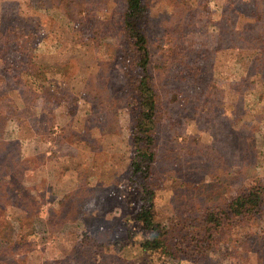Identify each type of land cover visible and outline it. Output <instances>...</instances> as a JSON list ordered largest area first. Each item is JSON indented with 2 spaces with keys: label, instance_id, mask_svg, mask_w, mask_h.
<instances>
[{
  "label": "rangeland",
  "instance_id": "1",
  "mask_svg": "<svg viewBox=\"0 0 264 264\" xmlns=\"http://www.w3.org/2000/svg\"><path fill=\"white\" fill-rule=\"evenodd\" d=\"M145 1L159 100L146 180L132 169L139 71L120 59L125 0H0V264H264V210H225L264 190V78H248L253 43L237 22L254 2ZM28 54L46 76L30 86L16 71L1 87ZM145 182L159 249L141 247Z\"/></svg>",
  "mask_w": 264,
  "mask_h": 264
},
{
  "label": "trees",
  "instance_id": "2",
  "mask_svg": "<svg viewBox=\"0 0 264 264\" xmlns=\"http://www.w3.org/2000/svg\"><path fill=\"white\" fill-rule=\"evenodd\" d=\"M251 2H254V4L249 5V14L243 13L242 17H244V19L237 20V22L242 24L243 20H247L243 24L244 27L242 28L239 38L246 42V45H251L250 42L253 43V46H250L254 50V53L252 54L253 58L250 64L248 78L250 81L256 82L259 78H264V31H259L261 33L254 35H250L248 31L250 26H255L257 28L264 26L263 22H255L257 19L252 18L255 12H264V0H246L244 1V4ZM125 3L126 9L123 17V34L120 42L123 49V56L120 58L122 69L124 72L126 71L129 76L130 74L127 71L128 67H132L139 71V74H133L130 80V83L134 88V106L137 111L133 128V141L136 145L137 153L132 161V169L135 174H140L146 180V178L150 176V173L153 172V161L155 160L156 153L150 150V147H152V143L155 140L152 134V131L154 130L153 121L159 102L156 87L152 82L153 60L146 35V20L149 10L148 4L145 0H125ZM231 32H234V30ZM229 37L232 39L233 33L230 34ZM224 38L225 37L223 36V39ZM232 46L233 45L230 44V46L226 47V50H234V46ZM9 48L12 49L11 46ZM24 51L25 50H18V52L14 51L17 53L14 54V56L19 58L18 54L23 55ZM33 57L32 54H28V56H26L27 60L25 65H23L22 63L24 62H22L21 65H18L17 63L7 66V69L4 71L5 81L2 83L1 87H8L9 81L13 77L12 73L15 74L16 71L18 80H26L30 86H32L30 80H34V76L37 78H44L46 76V71L43 72L41 65H37ZM34 90L38 91L36 88H34ZM26 106H28V104ZM7 145L8 143L4 140H0V151L8 152ZM141 184L143 186L141 192L143 204L138 210V215L146 228L151 231V236L142 241L141 247L143 250H146L147 248L159 249L165 240L162 238L163 231L160 228V224L155 219L156 192L146 182L145 184ZM227 209L230 210V215L232 217L237 216L244 221L259 216L264 210V190L253 187L238 192L230 198L225 210ZM207 220L215 222L213 223L215 225H219L223 222L222 218L215 214L213 216H207Z\"/></svg>",
  "mask_w": 264,
  "mask_h": 264
}]
</instances>
